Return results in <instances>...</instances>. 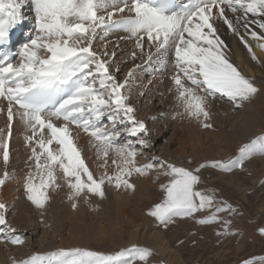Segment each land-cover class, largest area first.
I'll return each mask as SVG.
<instances>
[{"label": "snow or ice", "instance_id": "snow-or-ice-1", "mask_svg": "<svg viewBox=\"0 0 264 264\" xmlns=\"http://www.w3.org/2000/svg\"><path fill=\"white\" fill-rule=\"evenodd\" d=\"M23 3L0 0V48L23 20ZM31 5L33 34L18 52H0V104H6L0 113L7 118V131L0 129V190L16 179L8 166L18 121L30 153L23 191L36 209H45L60 191L73 210L81 201L103 202L109 190L134 196L135 179L155 174L154 182L164 178L160 197L145 214L159 227L190 220L198 226L218 225V236L235 235L227 215H237L238 209L205 186L204 174L244 170L246 161L264 157V130L227 160L189 159L182 165L163 160L151 152L152 133L137 119L127 94L132 71L123 81L119 76L122 65L137 59L155 63L171 82L169 91L179 109L172 119L213 130L216 101L239 110L260 95L261 89L231 62L222 36L238 38L260 63L249 40L264 51V0H31ZM117 33L133 45L127 60H118L119 42H111V49L104 43ZM80 133L94 151L95 171L78 146ZM122 134L128 137L124 142ZM10 211L0 200V245L25 246L9 222ZM259 232L264 236V227ZM152 256L150 248L133 244L110 254L60 248L10 259L11 264H151ZM243 264H264V256Z\"/></svg>", "mask_w": 264, "mask_h": 264}, {"label": "rangeland", "instance_id": "rangeland-1", "mask_svg": "<svg viewBox=\"0 0 264 264\" xmlns=\"http://www.w3.org/2000/svg\"><path fill=\"white\" fill-rule=\"evenodd\" d=\"M26 3L30 4L31 0L29 2L27 0ZM28 4L29 8L30 5ZM26 9L24 12L28 11ZM25 16L27 18L29 15L26 14ZM222 38L225 42L227 40L229 42L234 40V37L230 33L224 34ZM111 40L114 39L112 38ZM111 40L104 42L108 43L110 48L113 45ZM115 42H119L121 45L124 41L117 39ZM102 46V44L98 45L100 48ZM131 46L133 45L131 44ZM131 46L126 45L124 48L130 51L132 49ZM120 48L117 49V54L122 53L124 49L120 50ZM117 57H119L118 60L122 58L125 60L128 56L124 53V56L118 55ZM262 62L264 61H260V63ZM254 63L256 65L260 64L255 61ZM136 65H139V67H136ZM147 66L149 70L142 73L143 75L141 74V76L145 77L146 82L151 80L149 85L152 87L156 86L152 83L155 79L159 83L155 87L156 91L153 92L154 94L150 88H147L146 90H141L144 92L143 96L137 95V90L140 87L137 84L136 75H140L139 73L144 71ZM257 66L261 67V71L263 72L262 65ZM157 67L155 63L149 64L146 63L144 58H140V60L137 59L134 62L122 65L123 71L119 79L123 81L128 71H132L133 75L129 84L131 91L127 94L131 97V103L136 108L137 119L143 120L151 131V152L155 153L159 158L177 165L185 164L189 159L197 162L227 160L230 157H235L240 145L249 142L250 139L255 138L257 134L264 130V81H259L254 83L261 89L260 95L247 105L248 107L251 106L252 109L250 108L249 112L255 116V131L253 130L254 133L250 139L238 138L237 140L223 142L220 139L209 138V141H206L205 145H201L198 149L204 152L206 150L210 151L208 155L203 154L205 158L202 155H197L199 151H196L195 155L191 154L195 149L187 143L190 136L188 128L193 127L195 129L196 123L194 121H181L179 119L168 120V113L173 116L175 112L173 110V102L175 103L176 101L174 93L169 91L171 82L167 72L157 71ZM165 101L167 103H164ZM216 102L218 104L222 101ZM217 104L215 105L216 107L219 105ZM242 109L233 110L241 111ZM149 112H151V116L148 115ZM0 118L4 119L1 113ZM163 121L167 122L163 123ZM6 122L4 121V123ZM214 125L223 133L227 131L224 125ZM215 127L214 129H216ZM202 131L208 130L201 128ZM220 131L213 130V132L219 134V137L224 136L220 134L222 133ZM81 134L84 135L83 133ZM126 139L128 137L122 134L121 141L124 142ZM23 148L27 157L24 160L26 164L24 163V166L19 171L25 170L24 172L26 173L29 165V162L26 161H28L30 153L28 154L29 150L27 151L28 148L25 146V142ZM163 151H166L169 156L171 155L170 158L172 157V160L167 159V154L165 157ZM143 162L141 161V163ZM0 163L2 165V161ZM21 164L23 165V163ZM14 171L12 169L9 172L14 173ZM204 175L206 177L205 186L209 189H215L218 199H223L238 209L237 215L226 214L227 219L232 221L230 231L234 232L235 235L226 234L218 236L216 235L217 231L220 230L218 225L198 226L190 220H180L167 229L159 227L152 218L145 214L146 210L154 202H158L160 197L159 184L164 180L161 177L160 181L154 182L155 174H152L148 177L135 179L137 191L134 196L121 195L109 190L108 198L103 202L95 198L89 202H80L81 211L87 217V220L82 217L85 220L82 224L86 225L85 228L87 230L91 231L88 239H80V235L74 236L73 232L78 231V229L74 227L69 229L65 224L55 231L52 223L45 216L48 206L35 213L31 210L35 207L32 204L29 205L31 209H26L24 212L25 221L23 224L25 226L31 225L32 227L28 228L26 232L19 230V234L25 239V246L10 245L7 248L3 247L1 249L3 255L0 256V264H11V257L19 258L31 252L45 253L60 248H82L110 254L122 248L130 247L133 244L150 248L153 251V256L150 258L151 264H243L244 260L264 256V236L259 232V228L264 227V157L256 156L246 161L244 170L236 169L230 173L205 172ZM21 193L24 195V191ZM19 202L20 198L17 199V197L12 202L10 206L11 211L8 216L9 221L15 218L16 210H14L15 207L13 206H16ZM21 202L23 204L30 203L26 200ZM41 211H43V216L41 215ZM92 212L100 213V215L97 218H91ZM69 219L70 217L66 219L65 223ZM98 226L102 227V232L99 231L100 235L97 233ZM136 228L144 232H159L166 240L171 252L177 257V261L175 260L172 263L169 261L165 262L161 253L155 251L144 241L137 239V236L132 233L133 229ZM46 233H48L47 239L42 241L41 245H38L39 238L45 237ZM93 235L96 237L92 238Z\"/></svg>", "mask_w": 264, "mask_h": 264}, {"label": "bare ground", "instance_id": "bare-ground-1", "mask_svg": "<svg viewBox=\"0 0 264 264\" xmlns=\"http://www.w3.org/2000/svg\"><path fill=\"white\" fill-rule=\"evenodd\" d=\"M26 1L27 0H24L22 7L28 8V6H27L28 3H26ZM29 1L30 0H28V2ZM25 32L27 33V31H25ZM120 35H122V33L110 34V36L108 37V40H111L113 38L114 40H111V42H115V41H117V39H119ZM226 43L228 44L229 48L231 49V62L235 66H238V69L244 75L251 78L253 80V82L264 81V62L257 64V65H262V69H263V72H262L261 67L257 66L254 63V61L251 59L250 55L248 54L247 49L244 48V46L240 43L238 38H234V40L231 42H229L227 40ZM249 43L252 45L253 50H254L256 56L259 58V60L264 61V51H261L259 48L256 47L255 41L249 40ZM121 45H123V46L120 48V50L123 49L124 46H126V45L131 46V44H126L125 42H123ZM132 47L133 46H131V48ZM109 49H111V48L109 47ZM128 50L129 49L124 48L122 53L121 52L118 53L117 56L118 55L124 56V53L127 54ZM127 58H125V60ZM121 60H123V58ZM251 64H252V66H251ZM148 70L149 69L147 66L144 71L139 73L140 75H138V76L136 75V80L138 82L137 84L140 87V89L137 90V92H138L137 95H140L139 93L141 92V90H146L147 88H150L152 93L154 91H156L155 87L158 85L159 81H156V79L154 78L155 80L152 83H153V85H156V86L152 87L151 85H149V82L151 80L146 82L145 77L143 78L141 76L142 73H144ZM155 74H157V73H155ZM153 94H152V97H153ZM150 95H151V93H150ZM164 103H167V101H165ZM216 104H217V102H215L211 107L213 125L214 124L224 125L227 128V131L225 130L226 132L223 133L222 131L217 129L214 125V127L216 129L213 128V130H217V132L220 131V132H222L220 134L224 135L222 137H219V134H216L215 132H213V130L201 132V128L197 124L195 125V129L193 127H189L188 132H189L190 136L188 137L187 143L192 148L195 149L191 153L193 155L196 154L195 153L196 151H199L198 149L201 147V145H205V142L209 141L208 140L209 138H214L216 140L220 139L223 142L232 141L234 139L237 140L238 138L247 140V139H250V137L252 136V134L255 131V128H254L255 116L249 112V109L251 108V106L248 107L246 105L245 107H243V109L241 111H235V110H233L234 108L229 107L228 104H224L223 102H219L218 103L219 105L217 104L218 107L215 106ZM0 107H6V104H0ZM173 110L175 112H177L179 110L176 107V102L175 103L173 102ZM152 112H154V111H152ZM148 115L151 116V112H149ZM1 116L4 119L0 118V129H3L6 132L7 131V122L4 123V121H7V118H6V115H4L3 113H1ZM169 119L172 120V115H170L168 113V120ZM177 119H179L181 121L182 120L189 121L187 119H181V118H177ZM166 122L163 121V123H166ZM77 143H78V146L82 150V154L87 158L86 162L95 171L94 151H92L89 147L88 138L85 135H82L80 133L78 140H77ZM23 145H24V130H23L22 125H20L19 122L17 121L16 123L13 124V139L10 142V162H9V166H8V167H10V168H8V171H11L12 169L15 170L14 174H15L16 179L10 181V183H7L6 186L2 190H0V200L7 202L8 205L11 206L12 202L14 201V199L16 197H17V199L20 198V202L18 204L16 203L17 204L16 206H13V207H15L14 210H16L15 211L16 216L14 219H12L9 222L11 224H13L18 229V231L22 230V232H26L27 229L31 228L32 226L31 225L25 226V224H23L25 221L24 212L26 211V209L27 210L31 209L29 206V205H31V203H29V204L24 203L23 204L21 202V201H25V200L28 201L25 197V194L23 195L21 193V192H23V177L26 173L24 172L25 170L19 171V169L22 168V166H24V163H25L24 160H26V158H27L26 152L24 153V151H23L24 150ZM206 147H208V146H206ZM28 150L29 149H27V151ZM163 153H164V156L166 157L167 152L163 151ZM209 153H210L209 150H206L205 152L199 151L197 155H199V156L202 155L205 158V155H208ZM28 154H29V152H28ZM203 154H205V155H203ZM170 156H169V154H167V159L172 160V157L170 158ZM22 161H24V162H22ZM26 162H28V161H26ZM21 163H23V165ZM3 171H4V169L0 163V175H2ZM79 205H81V204L79 203ZM47 206H48V208L46 209L45 216H47L48 220L52 223V227L54 228L55 231L59 230L61 228V226H63V224H65L69 229L72 227L78 229V231L73 232L74 236L80 235V239H84V238L88 239L90 237L91 231L87 230L85 228L86 225L84 226V224H82L85 222V220H87L85 213H83L81 211L80 206H78V208L76 210H73L70 207L69 203L66 201L65 191H60L58 194H54ZM31 210H33L35 213L39 212V209L34 208ZM99 215H100V213L97 214L95 212H92L91 218H97V216H99ZM68 217H70V219H69V221H67L65 223V221ZM82 217H84L85 220L82 219ZM97 231H98L97 232L98 235H100L101 233L99 231L102 232V227L98 226ZM150 232H144L142 230L140 231L138 228H136V229H133L132 233L137 236V239L139 241H144L147 245L151 246L155 251L161 253V255L163 256V260L165 262L169 261L172 263L175 260L177 261V257L173 254V252H171V249L169 248L166 240L161 236V234L159 232H155V231L151 232V233ZM47 234L48 233H46L45 237L39 238L40 241L38 240L39 241L38 245H41L40 243L47 239V236H48ZM95 237L96 236H94V235L92 236V238H95ZM80 239H78V240H80ZM3 247H4L3 245H0V256L3 255V252H1V249Z\"/></svg>", "mask_w": 264, "mask_h": 264}]
</instances>
